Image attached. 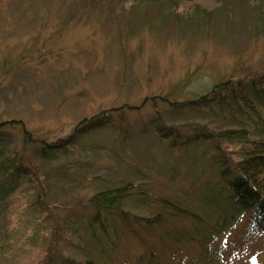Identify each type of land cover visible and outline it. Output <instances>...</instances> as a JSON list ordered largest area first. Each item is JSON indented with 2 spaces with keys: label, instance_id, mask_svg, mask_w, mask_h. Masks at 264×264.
Instances as JSON below:
<instances>
[{
  "label": "rangeland",
  "instance_id": "rangeland-1",
  "mask_svg": "<svg viewBox=\"0 0 264 264\" xmlns=\"http://www.w3.org/2000/svg\"><path fill=\"white\" fill-rule=\"evenodd\" d=\"M263 69L264 0H0V123H13L0 133V161L9 152L26 174L10 179L0 203V264H176L197 255L199 245L167 234L188 222L148 228L134 215L161 214L160 198L193 210L206 185L221 184L219 158L196 132L248 125L257 135L263 125L232 104L185 103ZM247 95L263 108L251 86ZM96 117L98 129L51 158L24 142L18 124L51 144ZM124 184L140 194L123 205L124 220L105 223L104 238L85 200ZM244 220L222 237L223 264H264V233L246 237Z\"/></svg>",
  "mask_w": 264,
  "mask_h": 264
},
{
  "label": "trees",
  "instance_id": "trees-1",
  "mask_svg": "<svg viewBox=\"0 0 264 264\" xmlns=\"http://www.w3.org/2000/svg\"><path fill=\"white\" fill-rule=\"evenodd\" d=\"M139 1L145 2L148 0ZM250 86L264 103L263 69L259 73H253V77L249 80H227L214 85L208 93L196 100L187 101L185 105L211 111L210 103H215L218 107L227 109H230L229 107L232 104L244 116L248 117L249 124L260 121L264 128V104L263 108L253 104L247 95V89ZM101 122L103 120L97 117L85 119L74 128L68 137L51 144L36 141L21 123L18 124L21 126L24 142H37L40 155L43 158H51L57 153L73 148L81 135L98 129ZM10 124L13 123H0V133L5 131V127L10 126ZM109 125H111L110 122ZM208 132L204 134L203 131H197L196 136L198 139L209 141L212 156L219 158L216 168H220L218 179L221 184L218 186V181L217 184L211 187L206 185L207 193H204V196L207 199L205 201L191 199L195 203L193 210L160 198L158 203L161 205V214L151 217L134 215V218L142 226L148 228L157 227L168 218L179 220L178 223L183 220L190 224L188 231L179 232L177 229H170L167 232L170 239L185 237L187 241L199 245L201 249L197 255L189 260L182 257L177 258L176 264H223L225 254L222 253L220 246L222 237L228 229H231L234 225L238 226V222L242 218L243 220L245 218L242 231L246 237L252 238L257 234L264 233V131L253 135L250 126L247 125L243 128L208 129ZM1 158L0 203H3L10 193L9 188H12L10 179L18 175L19 172L25 176L26 174L25 171L20 169V164L14 161L13 154L1 152ZM138 192L130 184H124L100 189L85 200L87 207L95 209L96 213L92 219L93 227L99 224L101 232L105 235L104 238L109 234L105 223L110 225L109 220L111 219L112 222H115L118 214L124 220L126 217L122 216V207L127 202H132L131 197L140 194ZM111 227H113V224ZM116 231L117 229L113 227L111 233L114 234ZM152 254L150 260L155 263ZM76 264L91 263L76 262ZM251 264L253 263L251 262Z\"/></svg>",
  "mask_w": 264,
  "mask_h": 264
}]
</instances>
